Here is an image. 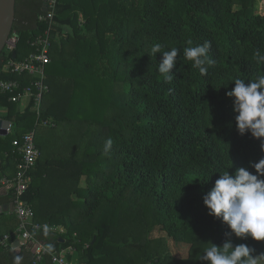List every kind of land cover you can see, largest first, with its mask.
Returning <instances> with one entry per match:
<instances>
[{
    "label": "trees",
    "instance_id": "16d2710c",
    "mask_svg": "<svg viewBox=\"0 0 264 264\" xmlns=\"http://www.w3.org/2000/svg\"><path fill=\"white\" fill-rule=\"evenodd\" d=\"M58 2L52 61L46 67V75L49 70L56 78L50 81L47 76L50 92L40 120L32 104L21 112L8 95L0 94V110L7 111L0 119L12 125L8 136H0L1 176L15 171L23 135L37 123L51 120L55 126L62 122L74 127L81 125L74 118L82 120L90 131H77L93 134L95 149L75 157L80 146L67 128L69 157L39 159L31 172L25 200L33 208L34 222L66 229L47 247L55 252L74 248L84 264H204L196 257L207 243L222 246L229 229L208 215L203 197L223 171L244 167L254 172L250 162L264 158L261 141L237 132L232 100L226 96L235 79L264 74V63H257L254 55L257 49L264 54V0ZM44 3L16 1L12 37L18 36L17 60L33 53L31 41L48 28L39 22ZM205 41L214 63L205 65L207 73L201 75L183 58V50ZM155 43L162 44V51L179 50L171 81L158 73L161 54L148 55ZM55 47L61 60L70 57L65 63L53 58ZM7 59L4 50L0 80H20L5 72ZM98 77L107 84L103 98L90 87L91 79L97 85ZM109 139L112 144L105 152ZM135 196L153 200L149 225L140 226L130 212ZM11 202L12 194L0 193V205ZM57 202L62 205L53 211ZM17 224L15 214L0 213V239L11 235L10 245L0 248V264H13L15 256L22 258L21 264H35L29 248L12 249ZM155 227L174 244L189 246L188 255L175 257L158 247L151 250L153 241H137L138 234L151 239ZM240 243L254 247L256 255L264 253V242L249 238ZM39 264L53 263L46 256Z\"/></svg>",
    "mask_w": 264,
    "mask_h": 264
},
{
    "label": "clouds",
    "instance_id": "9594fccd",
    "mask_svg": "<svg viewBox=\"0 0 264 264\" xmlns=\"http://www.w3.org/2000/svg\"><path fill=\"white\" fill-rule=\"evenodd\" d=\"M188 43L191 45L192 42ZM210 46L205 41L203 45L183 50V58L191 61L192 67L198 69L201 75L207 73L205 65L214 63L208 55ZM162 48V44L155 43L148 55L153 58L161 54L158 73L165 81H171L179 50L173 47L170 51H162ZM254 55L257 63H264V54L259 49ZM233 83L235 87L227 91L226 96L232 100L236 130L241 136L250 133L261 141L260 150L264 152V74H257L255 79L248 81L237 78ZM111 144L109 139L105 152ZM250 167L255 171L244 167L234 173L223 171L211 191L203 197L208 215L221 220L229 229L222 246L207 243L209 246L196 257L204 264H264V253L256 255V249L247 243H233V237L264 242V158L250 162ZM21 259L15 256L13 264H21Z\"/></svg>",
    "mask_w": 264,
    "mask_h": 264
},
{
    "label": "built area",
    "instance_id": "2783aa9c",
    "mask_svg": "<svg viewBox=\"0 0 264 264\" xmlns=\"http://www.w3.org/2000/svg\"><path fill=\"white\" fill-rule=\"evenodd\" d=\"M59 0H45L47 11L39 17V22L47 25V30L36 36L31 41L30 46L33 53L23 59H14L11 55L15 52L18 36L12 37L6 46L7 62L5 72L20 77V80H0V94L8 95L9 101L16 104L23 102L28 106L32 104L40 120L41 107L46 94L49 93V86L46 83V67L52 59L50 51L53 43V31L56 27L55 16ZM29 83L25 85V82ZM44 127H55L50 120L41 121ZM8 133L12 130L7 129ZM6 137L5 135H0ZM19 162L14 177H3L0 185L7 188L13 196L14 214L18 220L14 235L17 236L21 247L25 246L33 253L35 264H39L46 256H49L53 264H70L64 251L55 252L50 250L41 241V232L45 226L34 222V212L32 206L25 200L32 185L31 172L35 168L41 157V151L36 143L35 132L31 131L23 135L22 145L18 150ZM11 235L4 234L0 239V248L10 245Z\"/></svg>",
    "mask_w": 264,
    "mask_h": 264
},
{
    "label": "rangeland",
    "instance_id": "374dc122",
    "mask_svg": "<svg viewBox=\"0 0 264 264\" xmlns=\"http://www.w3.org/2000/svg\"><path fill=\"white\" fill-rule=\"evenodd\" d=\"M260 4H261V1L259 2V6H260ZM67 50H71V49L68 48ZM64 56L65 57L61 60V58L57 55V47H55V53L53 55V58L59 62H64L65 60H68L70 58L68 55H64ZM100 75H101V73H99V76ZM47 76H48L50 81H52L53 79L56 78L55 76H53L49 73V70H48ZM95 82H97V85H94L95 84L94 80L91 79V81H90L91 89L94 88L95 92H97V95H99L101 98L105 97V95H106L105 89H106V85H107L106 81L104 79L101 80V78L98 77L97 79H95ZM82 95L79 94L78 98L81 99L83 97ZM91 96L93 97L94 94H92ZM93 111L94 110L91 108L89 113H91ZM6 112L7 111H5V110H0L1 114H6ZM74 120L79 122L81 125L76 123V125L74 127L73 126L70 127L69 125L64 124L62 122H60V124H56L57 128L44 127L42 125V123H37V126L35 125V128L32 131L35 132L36 143H37L38 148L42 152V158H43L42 160L43 161H46L48 158L51 157L53 145H56L58 140L63 141L68 136V133L70 130H71V132L74 131V133L71 137L72 141L75 144H78V146H80V151H77L74 154L75 157H78L77 155L80 156L83 153V151H85L89 147L90 148L92 147L91 143H92V137H94L93 134H92V136H91V133H90V135L89 134L85 135L84 133L79 134L82 130L83 131H90V126L89 125H83L82 120L79 121L77 118H74ZM67 128H69L70 130L66 131ZM78 129H80L81 131H77ZM64 141L67 142L68 140L65 139ZM94 149H95V147L93 146L91 148V150H94ZM75 150H77V148H75ZM131 200H132V203L129 206L130 212L133 213L134 214L133 217L134 218L136 217V220H138L140 222V226H143V223H145V222L147 225L150 224L149 222H153V220H154L153 200L149 197H140V196H135V198H132ZM138 235H139V239L137 241H153V242H151V245H150L151 250H153V248L158 247L161 250V253H166V252L170 251L171 254L174 255L175 257H186L189 253V246H187L185 244H183V245L174 244L166 236V234L160 230L159 227H155L154 231L152 232L151 237L153 239L151 238V239L146 240L145 237H141L140 234H138ZM159 240L166 241L167 245L165 243H160ZM211 241H213V239ZM234 241H236V244H239V242L242 241V239L234 238ZM148 251H149L148 254H152V252L150 251L149 248H148ZM136 254H137V252H136ZM139 254H141V253H139Z\"/></svg>",
    "mask_w": 264,
    "mask_h": 264
},
{
    "label": "crops",
    "instance_id": "0c3cea01",
    "mask_svg": "<svg viewBox=\"0 0 264 264\" xmlns=\"http://www.w3.org/2000/svg\"><path fill=\"white\" fill-rule=\"evenodd\" d=\"M44 101L45 100H43L42 105H44ZM17 106H18L19 111L22 112L28 107V104L23 102L21 104H17ZM54 128H57V127L55 126ZM67 148H68V143L67 142H65V141H57V144L53 145V150H52L51 157L48 158L47 160H56V161H60L61 160V161H65L70 155L69 152H66ZM40 159H43L42 158V152H41ZM16 170H17V166H16L15 171H13L10 175L1 176V173H0V180L3 177H10V178L14 177L15 174H16ZM85 181H86L85 177H82L81 182H80V186L81 187H84V185L86 183ZM32 182H33V179H32ZM0 193H1V195L3 197H9V194H11V192L7 188H4L1 185H0ZM61 205H62L61 202L55 203L54 204L55 207H53L52 210L53 211H58L59 207ZM0 213L6 214V215H8V214L14 215L13 203L11 202L10 204H1L0 205ZM64 233H66L65 227H62V226H57V227L45 226L44 232H42V234L40 236V239L47 246H49V244H51L52 240L56 236L64 234ZM62 251H64L66 253V257H67V259H68L70 264H84L83 262L80 261V256H79L78 252H76V250L74 248H68V249H64Z\"/></svg>",
    "mask_w": 264,
    "mask_h": 264
},
{
    "label": "water",
    "instance_id": "95a60500",
    "mask_svg": "<svg viewBox=\"0 0 264 264\" xmlns=\"http://www.w3.org/2000/svg\"><path fill=\"white\" fill-rule=\"evenodd\" d=\"M16 1L17 0H0V55L6 49L7 44L12 39L13 27L16 17ZM46 5L44 3L43 12H46ZM12 57L16 58V52H13ZM11 123L0 119V135L7 136ZM12 249L16 251L21 250L19 240L12 244Z\"/></svg>",
    "mask_w": 264,
    "mask_h": 264
}]
</instances>
